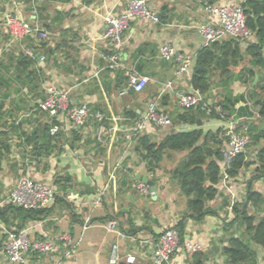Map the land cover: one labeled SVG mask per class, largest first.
<instances>
[{
	"label": "crops",
	"instance_id": "crops-1",
	"mask_svg": "<svg viewBox=\"0 0 264 264\" xmlns=\"http://www.w3.org/2000/svg\"><path fill=\"white\" fill-rule=\"evenodd\" d=\"M127 1L0 0V264H13L4 252L7 234L21 230L32 241L58 244L57 237L68 233L76 243L71 259H65L59 247L48 255L30 254L27 264H110L114 246L121 256L118 264H150L158 236L165 228L182 223L183 239L199 244L202 250L192 255L181 251L171 264H229L223 250L230 238L241 237L242 230L234 222L230 197L221 185H217L215 199L207 203L211 214L200 222L186 218V198L169 174L185 154L168 152L150 172L146 152L138 143L145 137L149 144H158L171 128H149L128 148L124 138L151 102L169 117L184 112L177 99L193 89L191 78L176 79L175 64L160 59L158 49L168 43L178 53L196 57L205 46L195 26L210 23L211 18L204 11L203 0H147L157 11L160 24L132 20L123 35V46L115 53L119 66L111 70L108 56L112 47L103 37L104 19L108 13L124 11ZM244 1L217 0L214 4L241 5ZM10 12H20L27 22L44 29L49 40L28 37L11 42L2 25ZM248 43L257 40L239 42L242 57L229 73H209L203 97L212 104L230 99L233 107L228 122L260 132L264 120L257 103L264 98L260 90L264 67L252 66L251 57L244 53ZM261 57L264 62V44ZM131 71L147 79L140 93L126 89ZM168 82H173L172 89L163 92ZM46 87L68 91L74 104H86L93 113L99 112L105 118L103 140L97 139L99 124L94 120L76 127L59 117L54 121L60 130L50 135L46 129L53 119L39 109ZM226 126L225 121L204 114L195 125H181L179 131L207 132ZM261 147L264 141L249 145L246 161L253 162ZM217 164L220 166V160ZM253 171L254 166H248L231 179L235 204L244 201L249 188L264 199V177L251 180ZM25 176L55 190L53 202L42 211L26 213L7 203L15 184ZM142 178L154 187L152 192L148 186V197L136 189ZM259 212L264 217V204ZM86 220L89 225L84 228ZM256 250L257 264H264V253ZM194 255H200L199 263ZM129 257L133 262H126Z\"/></svg>",
	"mask_w": 264,
	"mask_h": 264
},
{
	"label": "built area",
	"instance_id": "built-area-1",
	"mask_svg": "<svg viewBox=\"0 0 264 264\" xmlns=\"http://www.w3.org/2000/svg\"><path fill=\"white\" fill-rule=\"evenodd\" d=\"M203 5L205 13L211 18V22L198 24L195 29L205 47L224 39L238 42L254 40L253 33L246 25V17L241 5H216L210 3L209 0H203ZM132 20H140L151 25H158L161 22L157 11L150 6L147 0H128L124 11L121 13H108L104 19L105 31L103 37L112 47L111 54L108 56V68L111 70H115L119 66L116 62L115 53L123 46V35ZM2 25L8 33L11 42H21L28 37H35L39 42L49 40V34L44 29L27 22L20 12L7 13L4 16ZM158 55L160 59L168 62L172 61L175 64L176 79L191 78L196 57L180 54L168 43L160 46ZM38 61L42 63L43 58H39ZM146 83V78L131 71L127 76L126 89L140 93ZM172 84L173 82L166 83L163 87V92L171 90ZM44 92L45 96L39 104V109L46 113L51 120L53 119L52 122L62 117L73 126L84 127L90 120H94L99 124L97 139L99 142L103 140L105 132L103 122L105 118L99 112L93 113L86 104H74L68 91L46 87ZM199 105H202V110L207 116L211 117V115L215 114L220 121H225L227 125L224 129L225 141L221 148V179L219 184L229 195L231 201L230 209L232 210L235 205L234 195L231 178L228 176L227 171L232 160L237 155L246 152L250 141L248 127L242 126L238 128L236 123L228 122L227 114L219 106L205 101L199 90L192 89L178 96L177 106L180 110L194 109ZM171 126L170 117L158 109L156 102H151L147 106L145 115L126 130L124 138L127 148L134 141H137L147 129L166 131ZM59 130V125L54 124L49 129V134L52 136L56 135ZM136 189L143 197H148L150 194V189L145 183L138 182ZM54 198L55 190L50 185L25 176L15 184L7 198V203L24 211H41L48 207ZM99 202L100 199L95 201V206ZM0 206H2L1 201ZM88 225L89 221L86 220L83 227L86 228ZM57 242L59 245L49 241H32L27 231L21 230L17 233L7 234L4 252L8 261L13 264H27V257L30 254L48 255L57 252L59 247L63 250L65 259L74 257L76 243L70 234H60L57 237ZM201 250L202 248L199 244L188 239L181 240L174 228H165L153 244L150 264H171L172 257L181 251H186L192 255ZM120 260L121 256L118 247L114 246L111 250L109 263L118 264ZM126 262L131 263L133 259L129 257Z\"/></svg>",
	"mask_w": 264,
	"mask_h": 264
},
{
	"label": "trees",
	"instance_id": "trees-1",
	"mask_svg": "<svg viewBox=\"0 0 264 264\" xmlns=\"http://www.w3.org/2000/svg\"><path fill=\"white\" fill-rule=\"evenodd\" d=\"M57 1L69 2L71 0ZM209 1L214 4L217 0ZM241 8L246 17V25L257 40L256 44L248 43L244 53L251 57L252 66L259 70L264 67L261 57L264 44V0H245L241 4ZM241 57L242 51L236 40L224 39L202 48L196 55L192 69L190 81L192 88L199 90L202 95L206 94L209 73L213 70H218L221 74L229 73V69L236 65L237 60ZM24 58L27 60L28 57ZM260 90L264 92V86ZM257 104L259 106L258 114L264 120V98ZM215 105L227 114V118L231 116L233 101L226 99ZM204 114L202 105H199L194 109L184 110V112L170 117L171 130L158 144H149L145 137L138 140L146 152L145 160L150 172H154L158 168L168 152L185 154L182 161L169 174L171 180L177 184L179 191L186 198V218L195 222H200L211 214L207 203L213 201L218 193L217 185L221 179V168L217 161L222 158L221 148L225 141L224 129L207 132L201 130L181 132L179 127L195 125L196 119ZM211 117L219 120L215 114ZM54 124L56 123L51 122L50 126ZM241 126L243 125H239L238 128ZM46 131L49 132V129L47 128ZM248 133L250 139L248 146L264 141V130L256 132L248 127ZM248 166H254V176L251 180L264 177V147L259 149L253 162L246 161L244 153L237 155L230 163L227 174L231 179H236L239 173ZM263 204V197L249 188L244 201L236 203L232 208L234 222L241 228L242 234L241 237L230 238L227 247L223 250L229 264H257L258 252L256 249L264 253V217L259 212ZM8 205L10 206V204ZM18 209L26 213L39 212ZM174 229L183 240V223L178 224ZM193 259L199 263L200 255H194Z\"/></svg>",
	"mask_w": 264,
	"mask_h": 264
},
{
	"label": "water",
	"instance_id": "water-1",
	"mask_svg": "<svg viewBox=\"0 0 264 264\" xmlns=\"http://www.w3.org/2000/svg\"><path fill=\"white\" fill-rule=\"evenodd\" d=\"M143 183L148 184L149 187H151V191L154 192V187H152L151 183L147 182V179L142 178Z\"/></svg>",
	"mask_w": 264,
	"mask_h": 264
}]
</instances>
